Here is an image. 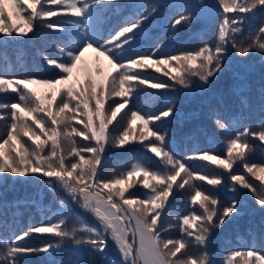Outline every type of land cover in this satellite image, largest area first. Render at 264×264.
<instances>
[{
    "label": "snow or ice",
    "instance_id": "1",
    "mask_svg": "<svg viewBox=\"0 0 264 264\" xmlns=\"http://www.w3.org/2000/svg\"><path fill=\"white\" fill-rule=\"evenodd\" d=\"M110 14L121 19L105 29ZM157 17L165 30L170 26V42L180 28L200 20L215 23V39L191 50L165 51L160 35L152 30ZM257 19L260 26L251 28ZM245 24L249 34L238 39ZM38 27L61 34L59 55L42 54L51 73L47 77L0 71V97L15 94V102L0 98V110L10 109V123L7 115L0 116L6 122V132L0 133V185L9 180L42 185L56 194L59 208L46 222L29 224L19 234L7 219H0V264H21L24 257L40 253L45 254L43 264H264V249L232 250L223 260L215 259L211 250L215 235L250 210L249 193L264 211V162L248 159L253 140L264 145V122L254 128L243 116L213 108L209 116L221 133L236 126L226 139V154L207 150L182 158L175 148L185 134L160 126L182 119L177 107L182 99L207 92L229 72L239 82L234 91L240 103L249 104L245 77L233 71V49L240 57L258 53L264 65V0H0V43L27 37ZM144 41L154 46L145 48ZM87 53L95 54L91 66ZM144 86L168 93L165 106L145 113L124 111ZM258 106L264 112V88ZM129 113L118 133L110 127ZM135 143L153 154L158 164L138 158L125 171L106 177L109 149ZM188 161L222 171L209 175ZM237 166L252 179L236 174ZM194 181L227 188L231 196L225 203ZM186 186L194 190L193 207L187 215L172 217L181 237L165 236L174 225L165 226L163 219L173 208L175 194ZM21 203L39 206L32 198L4 201L0 217L7 216L5 209L18 210ZM73 206L94 222L90 224ZM68 217H75L80 227L69 228ZM34 235L41 246L24 243ZM66 244L71 246L65 248ZM110 246L119 259L109 255ZM60 251L69 256L57 260Z\"/></svg>",
    "mask_w": 264,
    "mask_h": 264
},
{
    "label": "trees",
    "instance_id": "2",
    "mask_svg": "<svg viewBox=\"0 0 264 264\" xmlns=\"http://www.w3.org/2000/svg\"><path fill=\"white\" fill-rule=\"evenodd\" d=\"M124 14H127V10H124ZM120 19V16L111 15L110 22L104 26L105 29L112 25H117ZM160 21L161 17H157L153 21L152 30L154 35H160L161 42L165 44V51L191 50L198 48L204 40L214 41L215 39V23L200 20L193 23L190 28H180L176 33L177 38L170 42L167 37L172 34L171 28L169 26L165 30ZM259 26V19L251 23V28L253 29H257ZM248 34L249 25L245 24L243 27V35H238V39H246ZM60 39V33L43 27H38L34 33H30L27 37H20L17 41H10L8 38H5L4 42L0 43V71L7 70L17 75H36L37 77L51 75L47 70L49 66L44 62L43 55L53 58L57 57L59 55L57 47ZM143 46L147 48L154 46V44L151 41H144ZM94 56V53L86 54V60L90 66L94 63ZM232 66L233 71L239 70L245 77L244 83L247 85V89L244 95L248 96L249 104L244 106L240 103V96L234 91L239 82L234 78L232 72H229L214 83L207 92L184 97L177 105L183 118L180 119L178 117L171 124L165 122L160 125L162 128L170 127L178 133L185 134L179 136L177 139L175 150L179 157L182 158L196 151L207 150H211L213 153L218 152L221 156L226 154V139L234 134L236 126H231L229 133H221L216 128L213 118L209 116V112L213 108L220 107L222 111L227 110L235 117L243 116L245 118L244 123H250L254 128L258 127L261 122H264V112H261L258 106L260 91L261 88H264V65L259 62V54L240 57L233 49ZM104 67H106V62H104ZM152 75L160 76L159 73L155 72H152ZM167 97L168 93L163 92V90L150 89L144 86L143 91L130 99V103L124 111H127L128 108L138 110L141 113L158 111L165 106ZM0 98L8 103L15 102V94L12 93ZM112 99L119 100L120 98L113 97ZM221 101H223L222 104L220 103ZM4 115L9 117L7 123H10V109L7 112L0 110V116ZM128 118H130V113L129 116H125L123 119L118 117L117 121H114V125H110V127L115 126L116 132L118 133L126 126ZM5 125L6 122L0 120V133L6 132ZM242 126L240 125V127ZM77 127H80V125H77ZM76 140L80 142L81 138L77 137ZM253 144L255 146L248 155L249 161L257 163L264 162V151H261L264 145H261L258 140H253ZM138 158L141 159V162H143V159L152 162L153 166L158 164L154 155L147 152L139 143L127 145L124 148L109 149L106 153L107 164L104 169L105 176L118 175L120 172L130 168L133 163L137 162ZM187 163L193 169L207 172L209 175L222 171L213 165L201 161H188ZM236 174H244L246 178L252 179L244 173L242 166L236 167ZM194 183L199 185L206 194L212 192L225 203L231 196L227 188L222 186L213 188L204 181H194ZM58 191L59 194L65 195L62 189ZM193 194L194 190L187 186L175 194V198L172 200L173 208L163 219L165 226L172 224L174 227L163 235L171 238L181 237L179 223L173 220L172 217L187 215L189 213L193 207L190 199ZM248 195L250 198L248 202L250 210L246 211L242 217L228 224L223 231H219L215 235L211 250L214 253V258L217 260H223L226 254L232 250L246 252L251 249L257 251L264 249V211H261L256 205L255 200L251 199V193ZM27 198L37 200L39 206L29 205L25 207L21 203L18 210L16 208L5 209L7 216L0 217V219H7L8 225L17 234L21 230H26L29 224L38 225L41 222H46L47 218L51 217L52 213L59 208L56 194L42 185L38 187L32 184H13L11 180L7 184L0 185V203L4 201L22 202ZM73 207L78 213L84 215L90 224L94 222V217L90 214H83L82 210L77 206ZM195 207L198 208L199 206L196 205ZM13 212L16 213L15 216L12 215ZM67 225L69 228L74 226L77 228L80 227L75 217H68ZM2 234L3 231L0 230V235ZM78 234L82 237H86L87 235L86 233ZM24 243L28 246L39 247L41 246V239L34 235L32 239L25 240ZM70 246V244H66L65 248ZM192 251H195V249H192ZM108 252L114 260L119 259L111 252L110 247ZM68 256L69 253L67 251H60L56 254V259L63 260ZM44 257V253L29 255L24 257L21 264H43ZM94 259L98 260V258Z\"/></svg>",
    "mask_w": 264,
    "mask_h": 264
},
{
    "label": "rangeland",
    "instance_id": "3",
    "mask_svg": "<svg viewBox=\"0 0 264 264\" xmlns=\"http://www.w3.org/2000/svg\"><path fill=\"white\" fill-rule=\"evenodd\" d=\"M110 250L113 254H115L118 258H119V254L118 252L115 250V248L113 246H110Z\"/></svg>",
    "mask_w": 264,
    "mask_h": 264
}]
</instances>
